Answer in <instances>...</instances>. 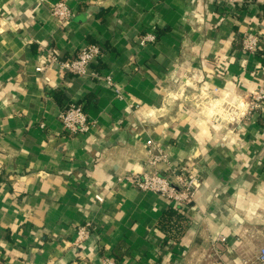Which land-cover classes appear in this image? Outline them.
Here are the masks:
<instances>
[{"label": "crops", "instance_id": "obj_1", "mask_svg": "<svg viewBox=\"0 0 264 264\" xmlns=\"http://www.w3.org/2000/svg\"><path fill=\"white\" fill-rule=\"evenodd\" d=\"M56 1L0 0V264H208L218 234L229 264H259L264 104L247 114L243 102L264 80V42L250 54L242 36L251 27L264 41V0H66L68 29L51 15ZM147 32L157 40L140 46ZM91 42L103 46L93 72L120 95L101 79L36 70L43 48L73 57ZM70 102L90 132L63 129ZM148 138L176 167L190 163L196 207L117 182L148 171ZM170 207L182 216L165 229ZM87 221L89 238L73 245Z\"/></svg>", "mask_w": 264, "mask_h": 264}, {"label": "built area", "instance_id": "obj_2", "mask_svg": "<svg viewBox=\"0 0 264 264\" xmlns=\"http://www.w3.org/2000/svg\"><path fill=\"white\" fill-rule=\"evenodd\" d=\"M226 4H237L240 2L252 3L256 0H223ZM51 15L55 18L61 28L68 29L73 17V8L66 0H57L51 5ZM157 40L156 33L147 32L140 38V46H145L150 42ZM262 42V37L251 27L247 28L242 36V49L250 54H256ZM46 53V61L41 62L36 67L38 72H42L45 68L56 66L64 73H71L81 77H93L101 79L109 86H112L118 95L121 94L120 88L116 86L113 78L110 75H101L93 72L92 64L101 57L103 46L97 42H91L82 47L79 52L73 57L63 56L54 47L43 48ZM244 107L247 114L261 108L264 104V80L258 90L252 93L244 102ZM59 120L62 123L63 129L72 134H85L90 132L94 126V122L90 119L88 112L83 104L78 102L68 103L60 112ZM146 165L148 171L129 172L117 177L119 184H127L137 188L143 192H152L161 196L164 200L176 207L195 206L196 193L201 185L198 176L195 174L190 163L184 162L179 167L170 162V158L166 149L161 146L153 138H148L146 141ZM167 165L174 178H170L162 172V166ZM96 199L100 202L104 201L101 194H96ZM196 207V206H195ZM93 223L85 222L78 226L76 237L72 244L80 246L90 236L93 228ZM221 245H228V238L224 234H218L211 239L212 252L206 255L208 264H229L223 257ZM0 245V262L2 260V250ZM259 264H264V248L261 249L257 257ZM243 264H255L254 261L243 260ZM102 264H118L117 260L111 256L105 255L102 258Z\"/></svg>", "mask_w": 264, "mask_h": 264}, {"label": "trees", "instance_id": "obj_3", "mask_svg": "<svg viewBox=\"0 0 264 264\" xmlns=\"http://www.w3.org/2000/svg\"><path fill=\"white\" fill-rule=\"evenodd\" d=\"M181 216L182 215L176 209L170 207L161 219L162 227H165V229L170 228L173 225V220L181 218Z\"/></svg>", "mask_w": 264, "mask_h": 264}]
</instances>
